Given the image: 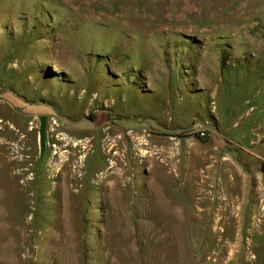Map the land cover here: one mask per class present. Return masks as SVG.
<instances>
[{
	"label": "rangeland",
	"instance_id": "rangeland-1",
	"mask_svg": "<svg viewBox=\"0 0 264 264\" xmlns=\"http://www.w3.org/2000/svg\"><path fill=\"white\" fill-rule=\"evenodd\" d=\"M0 121V264H264V179L220 163L264 158V0H0ZM106 129L124 179L69 189L58 136Z\"/></svg>",
	"mask_w": 264,
	"mask_h": 264
},
{
	"label": "bare ground",
	"instance_id": "bare-ground-1",
	"mask_svg": "<svg viewBox=\"0 0 264 264\" xmlns=\"http://www.w3.org/2000/svg\"><path fill=\"white\" fill-rule=\"evenodd\" d=\"M52 124L55 125L56 122H53ZM0 125L2 126L0 128V130L3 132H6V130L8 128L7 124H5V122L0 121ZM31 126H32V128L30 129L29 132H35L36 128H37L36 121L31 123ZM55 130L56 129H52L51 131L55 132ZM111 130H112V128H111ZM21 131H22L21 128L17 129V128H15V126H13V127L10 126L8 134H9L10 138L15 139V138H17V135L21 133ZM98 132H101V134L103 133L105 135H108V137L102 138V137L98 136L99 138H97V139H96V137L95 138L80 139L79 138L80 133L75 131V132H73L74 134H72V132H71L70 134L58 136V140L62 143L61 148L54 146L55 144L53 145L54 152L52 153L51 158L53 160H58L60 162V165H62V169L66 168L65 174H64L65 176H68L69 174H71L72 179L71 178L70 179L73 181H72L71 185L69 184V186H68L69 189L74 187V183L78 182V180H84L86 178L87 174L85 173V168L87 165V160L91 155L96 154L95 150L99 152V154L101 155L102 158H109L108 163H110V167L107 169L106 177H103L102 181L105 182V181H110V180L114 179V182L116 183L117 179H124L126 173L121 174L120 169H119V167L121 165V164H119V159L121 158V153L118 149L119 148L118 138L114 137L113 139H111L112 135H111L110 129H106L104 131L99 130ZM86 134H88V133H86ZM95 135H96V133H95ZM27 137L28 136L24 135V136L20 137L19 141H16L15 152H18V154L20 153L19 146L21 143H24V153H28L29 151L32 150V148L28 150L27 146L28 145L31 146L34 141L28 140ZM8 140H9V138L5 136V138L3 139V143L6 144L7 142H9ZM109 141H110V143H108ZM95 147H97V149H95ZM115 150H118V151L114 152ZM80 154H84V155L80 156ZM70 167H71V170L68 169ZM124 171H125V169H124ZM77 172H80V173L82 172L81 177L78 180L75 178V173H77ZM69 177H70V175H69ZM65 191L68 192L67 190H65Z\"/></svg>",
	"mask_w": 264,
	"mask_h": 264
},
{
	"label": "crops",
	"instance_id": "crops-1",
	"mask_svg": "<svg viewBox=\"0 0 264 264\" xmlns=\"http://www.w3.org/2000/svg\"><path fill=\"white\" fill-rule=\"evenodd\" d=\"M260 146L257 144L259 150L253 151L251 155L241 156L239 159L238 157L225 156L223 157L225 161L220 162L225 168H235L236 173H227L229 176L228 179L231 180L233 188L240 186L244 195H247L249 193L247 189L253 186L252 179H260V182L264 179V171L262 170V161H264V158L260 157L262 151Z\"/></svg>",
	"mask_w": 264,
	"mask_h": 264
},
{
	"label": "built area",
	"instance_id": "built-area-1",
	"mask_svg": "<svg viewBox=\"0 0 264 264\" xmlns=\"http://www.w3.org/2000/svg\"><path fill=\"white\" fill-rule=\"evenodd\" d=\"M198 135L201 139H205L207 137V132L205 129H200Z\"/></svg>",
	"mask_w": 264,
	"mask_h": 264
}]
</instances>
